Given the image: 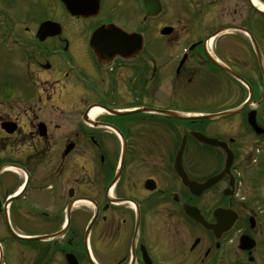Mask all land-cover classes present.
Here are the masks:
<instances>
[{
    "label": "flooded vegetation",
    "instance_id": "obj_1",
    "mask_svg": "<svg viewBox=\"0 0 264 264\" xmlns=\"http://www.w3.org/2000/svg\"><path fill=\"white\" fill-rule=\"evenodd\" d=\"M43 1L48 11L50 0ZM52 1L78 28L48 13L43 20L61 23L54 35L40 40L39 24L26 20L0 40L13 39L15 46L4 50L8 63L0 78V264H232L236 226L218 239L186 207L211 223L216 212L227 211L237 213L238 224L259 221L250 194L264 171L252 159L264 144L250 134L264 133L250 119L264 129V78L255 51L264 62V0H239L243 9L211 32L246 29L231 31L239 40L230 36L216 49L241 79L206 55L211 33L178 47L165 39L172 26L170 36L146 39L137 56H113L89 40L94 29L116 21L107 16L109 0L87 18ZM211 10L197 12L199 25L210 23ZM187 95L207 97L206 106L244 97L228 109L252 99L226 122L165 113L173 110L172 99ZM96 108L102 113L91 120ZM192 131L227 142L234 153L230 171L200 195L187 188L177 166L203 183L225 170L227 154Z\"/></svg>",
    "mask_w": 264,
    "mask_h": 264
},
{
    "label": "rangeland",
    "instance_id": "obj_2",
    "mask_svg": "<svg viewBox=\"0 0 264 264\" xmlns=\"http://www.w3.org/2000/svg\"><path fill=\"white\" fill-rule=\"evenodd\" d=\"M37 1V2H35ZM241 1V0H240ZM239 0H222L220 2L221 4L217 7H213L211 10V13L208 14V18L210 20V23L205 22L201 25L198 24V22H194V16L197 14V12H193L191 10H201V8H205V4L209 2H214V0H162L164 10L163 12L158 15L156 18L150 19L151 22L146 23L144 26L145 29H147V40L148 42H151L155 40V37L161 36L160 31H162L165 27V24L171 25L175 27V32L173 35H171L170 38H165L169 41H178L177 46L185 45L191 40H197L200 38H203L208 33H211L212 30L215 29V26L222 25L224 22H227L230 17H228V13H239L240 10L243 9V5ZM43 0H0V11L9 10L13 14H15V24L7 22V20H3V14L0 16V21L4 25H6V28L8 30L12 25H15L14 27L23 24L26 19H35L37 21H40L45 17L46 14L50 13L52 15L61 16V21L64 23L67 22L68 26L71 28H78L73 22H70V18L66 16V14H63L62 7L58 5L49 6L48 11H42L41 7L44 5ZM141 0H109L107 1V8H109L110 13L107 14L109 18L112 19H120L122 21H128L130 22L131 26H134V28L141 27L142 25L138 23V18L140 20H143L144 13ZM191 9V10H190ZM206 13V12H205ZM64 15V17H63ZM111 15V16H110ZM213 18V19H212ZM198 20V17L196 18ZM22 21V22H21ZM1 23V24H2ZM95 24V22H93ZM137 25V26H136ZM196 25V27H195ZM164 26V27H163ZM147 27V28H146ZM223 27V26H222ZM222 27H219L215 33H214V41H211V37H207L206 40V55L209 56V58L220 65L219 61L221 60L218 55L216 54L217 46L223 47L226 46L229 37L233 36L236 37L237 40H239V34L236 32H224L220 33V31H225ZM75 28V29H76ZM230 33V34H229ZM216 34V35H215ZM155 35V37H153ZM165 39H158V41H165ZM225 48V47H224ZM218 51L220 49L218 48ZM224 54L227 53L224 50H221ZM227 55V54H226ZM225 55V56H226ZM8 61L6 59V55H4V49L0 46V78L2 79L5 74V69ZM224 64V63H223ZM261 73L264 78V64L261 63ZM228 68V67H227ZM227 71H230L228 68ZM232 74H234L236 77H241L238 74H235V72L230 71ZM235 97V103L243 99L244 97H239L233 95V98ZM250 98V97H249ZM206 99L207 97L204 96H193V95H187L183 97H178L176 99H172L170 102L172 104V109L177 110L181 113L187 112V113H216L218 110H224L228 109L232 106L227 105L223 100L219 101L218 105L214 106H206ZM0 104H3L2 100L0 101ZM234 116L218 119L216 121L226 122L229 119H234ZM207 123H210L212 121L205 120ZM264 131V129H263ZM258 133H263L262 131H256ZM251 141L256 137L260 138L259 142L260 144H264V136H255L250 134ZM259 135V134H257ZM250 143V142H249ZM212 147H215L212 145ZM216 148V147H215ZM258 164L260 170L264 171V149L261 153L258 154ZM260 178L258 188L256 193H251L250 197L254 198V201L251 202V207H253L257 214L259 221L257 222V226L255 229H253V236L256 237V239L259 241L258 247L253 250V262H248V256H242L240 254V250L238 248V239L241 235V233H250L248 230L249 226H247L245 223H240L237 226V232H235L236 235H233L231 238V242L229 245V255H232L233 263L232 264H264V173ZM263 178V179H262ZM248 195V194H247ZM249 197V196H247ZM247 230V231H246ZM231 248V251H230ZM241 257H244L243 259ZM243 262V263H242Z\"/></svg>",
    "mask_w": 264,
    "mask_h": 264
},
{
    "label": "water",
    "instance_id": "obj_3",
    "mask_svg": "<svg viewBox=\"0 0 264 264\" xmlns=\"http://www.w3.org/2000/svg\"><path fill=\"white\" fill-rule=\"evenodd\" d=\"M62 1L66 4L67 8L69 9V11L72 14H74V15H79V14L88 15L87 14L88 9H86L83 6L78 5V2H81L84 0H62ZM145 4H146V9H147L148 15L156 14L160 10V6H158L160 4H159L158 0H145ZM47 24H49V22H47L46 24H44L42 26L40 32H43L45 34L51 33L50 29L48 31V25ZM171 31H172L171 28H165L162 30V33L163 34H170ZM140 37L141 36L140 35L138 36V34H129L128 35V33L123 31L122 29L117 28L115 25L111 24L108 27L103 26V27L97 29V31L95 32V34L93 36V39H91V40H92V43L94 45H99L100 47H105L108 49H114L117 53L124 54L123 52L128 49L127 48L128 42H134V43L139 42L140 46H141L142 38H140ZM229 114H231V112L220 113V114H216L215 116L214 115H208L205 117L206 118H218V117H223V116H226ZM197 138H199L203 142L208 143V144L213 145V146H220L223 144L222 142L218 141L217 139L208 138L202 134H198ZM232 159H233V155L229 153L228 160H227V169L231 165ZM178 171H180V170L178 169ZM181 174L183 176L184 181L188 185L189 189H192V190L197 189V190L202 191V190L210 187L216 181V178H212L204 184H197L196 182H193L190 179H188V177L186 176L184 171ZM188 214L192 218H194V220H197V221L203 223L206 228L213 230L214 233L221 232V229H219V227L222 226L223 223H219V225L207 223L204 220V218L198 213V211L192 207L188 208ZM254 245H255V242L253 240H251L248 236H242L241 237L240 247L242 249H251Z\"/></svg>",
    "mask_w": 264,
    "mask_h": 264
},
{
    "label": "bare ground",
    "instance_id": "obj_4",
    "mask_svg": "<svg viewBox=\"0 0 264 264\" xmlns=\"http://www.w3.org/2000/svg\"><path fill=\"white\" fill-rule=\"evenodd\" d=\"M122 21V20H121ZM127 48L130 50H136L137 47H136V44L134 42H128L127 43ZM125 57V56H124ZM102 113L101 109L100 108H96L94 109L93 111H91L90 113V119H94L96 118L97 116H100V114ZM204 122H206L205 120H203Z\"/></svg>",
    "mask_w": 264,
    "mask_h": 264
}]
</instances>
